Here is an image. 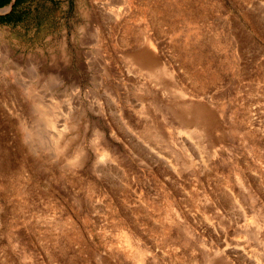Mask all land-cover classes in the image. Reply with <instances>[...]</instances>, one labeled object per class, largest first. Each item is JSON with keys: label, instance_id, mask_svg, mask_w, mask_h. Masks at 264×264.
I'll use <instances>...</instances> for the list:
<instances>
[{"label": "rangeland", "instance_id": "374dc122", "mask_svg": "<svg viewBox=\"0 0 264 264\" xmlns=\"http://www.w3.org/2000/svg\"><path fill=\"white\" fill-rule=\"evenodd\" d=\"M0 264H264V0L0 8Z\"/></svg>", "mask_w": 264, "mask_h": 264}, {"label": "bare ground", "instance_id": "6f19581e", "mask_svg": "<svg viewBox=\"0 0 264 264\" xmlns=\"http://www.w3.org/2000/svg\"><path fill=\"white\" fill-rule=\"evenodd\" d=\"M142 53H144L145 54V56L146 57H144V56H141V58H142V60L144 61V63H150V62H152V61H154L155 60V57H154V54H153V52L151 51V50H147V52H145V51H141ZM147 58V59H146ZM48 123V122H47ZM54 124V123H53ZM56 127V126H55ZM262 129V128H261ZM183 132H185V131H183V130H178L177 131V135L180 137H182V135H184V133ZM57 133V132H56ZM59 133V132H58ZM180 141L184 144V139L182 138V139H180ZM160 156V155H159ZM159 156H157V157H159ZM199 164V163H198ZM203 167V166H202Z\"/></svg>", "mask_w": 264, "mask_h": 264}, {"label": "crops", "instance_id": "0c3cea01", "mask_svg": "<svg viewBox=\"0 0 264 264\" xmlns=\"http://www.w3.org/2000/svg\"><path fill=\"white\" fill-rule=\"evenodd\" d=\"M13 1L14 0H5V1H1L0 0V8L4 7L5 5H9L10 6Z\"/></svg>", "mask_w": 264, "mask_h": 264}, {"label": "trees", "instance_id": "16d2710c", "mask_svg": "<svg viewBox=\"0 0 264 264\" xmlns=\"http://www.w3.org/2000/svg\"><path fill=\"white\" fill-rule=\"evenodd\" d=\"M1 1H5V0H1Z\"/></svg>", "mask_w": 264, "mask_h": 264}]
</instances>
